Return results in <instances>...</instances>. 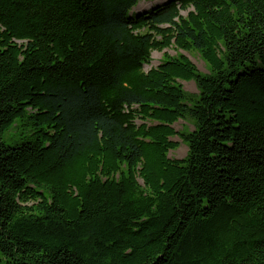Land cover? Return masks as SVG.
I'll list each match as a JSON object with an SVG mask.
<instances>
[{"label": "trees", "instance_id": "obj_1", "mask_svg": "<svg viewBox=\"0 0 264 264\" xmlns=\"http://www.w3.org/2000/svg\"><path fill=\"white\" fill-rule=\"evenodd\" d=\"M0 264H264V0H0Z\"/></svg>", "mask_w": 264, "mask_h": 264}, {"label": "rangeland", "instance_id": "obj_2", "mask_svg": "<svg viewBox=\"0 0 264 264\" xmlns=\"http://www.w3.org/2000/svg\"><path fill=\"white\" fill-rule=\"evenodd\" d=\"M158 3L154 2L152 4H143L142 2L137 6L135 9L137 12H140L141 10L151 8L153 6H156ZM183 17H186V12L181 13ZM177 55H183L185 56L195 67L196 69L201 73L205 74L208 73L206 65L203 63V61L200 59L199 55L195 52L186 53L183 51L175 50V48L171 47L168 49H165L163 52H157L154 51L151 53V59L149 65H144L143 69L144 71H148L150 68H155L159 65V63L162 61L164 56L169 57H175ZM182 86L184 92L191 98H195L197 93L196 87L193 82H179ZM19 125V122H16L15 126L11 128L8 132L5 133L3 136V143L7 147H15L17 145L22 144L21 136L23 135L24 138H29V131L27 129H17ZM173 128L176 132H188L193 129V124L189 121L182 122L179 121L176 124L173 125ZM24 131V133L22 132ZM174 142H178V148L175 151H171L168 154V157L170 159H176L180 160L183 159L187 154V147L181 143L178 139V137H174L172 139Z\"/></svg>", "mask_w": 264, "mask_h": 264}]
</instances>
